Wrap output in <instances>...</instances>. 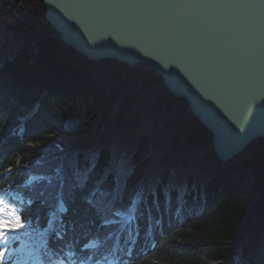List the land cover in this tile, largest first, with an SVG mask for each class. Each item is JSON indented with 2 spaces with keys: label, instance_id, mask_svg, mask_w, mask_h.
Returning a JSON list of instances; mask_svg holds the SVG:
<instances>
[{
  "label": "trees",
  "instance_id": "1",
  "mask_svg": "<svg viewBox=\"0 0 264 264\" xmlns=\"http://www.w3.org/2000/svg\"><path fill=\"white\" fill-rule=\"evenodd\" d=\"M12 1L0 0V191L31 198L20 209L31 230L54 218L45 245L46 255L56 254L53 264L70 255L97 260L103 250L113 256L115 248L125 264H264V210L255 215L264 171L253 170L254 188L218 184L217 172L207 176L221 166L206 143L210 132L185 99L175 98L149 69L90 61L65 46L49 34L41 0H26L29 30L13 27L2 19L15 14ZM109 62L118 69L107 71ZM157 113L170 135L165 146L154 126ZM56 135L89 145L70 150ZM255 142L230 161L233 168L248 170L264 160V138ZM117 157L126 164L113 172ZM77 160L81 169L94 170L69 179ZM60 201L64 209L57 208ZM129 212L125 221H109ZM135 226L139 235L128 254L125 235ZM141 230L149 232L146 240ZM91 243L94 249L86 247Z\"/></svg>",
  "mask_w": 264,
  "mask_h": 264
},
{
  "label": "water",
  "instance_id": "2",
  "mask_svg": "<svg viewBox=\"0 0 264 264\" xmlns=\"http://www.w3.org/2000/svg\"><path fill=\"white\" fill-rule=\"evenodd\" d=\"M88 59L154 68L229 160L264 138V0H41Z\"/></svg>",
  "mask_w": 264,
  "mask_h": 264
},
{
  "label": "bare ground",
  "instance_id": "3",
  "mask_svg": "<svg viewBox=\"0 0 264 264\" xmlns=\"http://www.w3.org/2000/svg\"><path fill=\"white\" fill-rule=\"evenodd\" d=\"M45 21H46V19H45ZM47 22V21H46ZM52 27V26H51ZM49 34H53L54 36H56L59 40H60V38H59V35H58V33L55 31V29L52 27V30L49 32ZM61 41V40H60ZM62 42V41H61ZM64 44V43H63ZM66 46V45H65ZM76 53H77V51L76 50H74ZM79 54V53H78ZM82 56V55H81ZM83 58H85V59H87V60H90V59H88L86 56H82ZM95 59H92V60H90V61H94ZM98 60H106V61H114V62H116L118 65L119 64H123V65H127V66H129V67H131V68H134V67H141V68H144V69H149V70H151V71H153L157 76H158V78L161 80V82H162V84L164 85V83H163V78H162V76L159 74V73H157V71L154 69V68H152V67H150V66H147V65H145V64H138V65H134V66H131V65H129V64H127V63H125V62H122V61H119V60H117L116 58L114 59V58H108V57H105V58H102V59H98ZM138 78L139 77H136V78H133L132 80H131V82H136L137 80H138ZM130 81V80H129ZM165 86V85H164ZM166 88H167V91H169L173 96H175V98H183V99H185L183 96H176L174 93H172L171 91H170V89L167 87V86H165ZM103 89H105V88H103ZM108 90L106 89L104 92L106 93ZM103 92V93H104ZM127 94L125 93L124 94V97L126 96ZM186 100V99H185ZM187 102V101H186ZM188 105V104H187ZM190 108V107H189ZM191 110V109H190ZM117 113H119V109L118 108H116V110H115ZM116 112H115V114H116ZM157 112H159V111H157ZM192 112V111H191ZM114 114V115H115ZM192 114L194 115V113L192 112ZM162 117H163V115L161 114V113H157L156 114V117H154L153 119H158V122H160L159 123V125H157V124H154V126L156 127V129L158 130V132H160V134H161V137H162V140H161V144L162 145H166V143H165V141H164V139L167 137H169L170 138V135H169V133H166L167 131L166 130H164L163 128H165V126H166V123H163L164 121H162L163 119H162ZM194 117L198 120V122L200 123V127L201 128H203V130H205V131H207L208 129H207V127L206 126H204L202 123H201V121H200V119L199 118H197L195 115H194ZM143 119H145V121L147 122V124H149V123H155V121H152L151 119H146L145 117H143ZM116 120H118V119H116ZM57 136V135H56ZM206 140H208V137H207V139ZM258 140V139H257ZM256 141V140H255ZM255 141H253V142H251L250 144H247V146L246 147H244L243 148V150L242 151H240L239 153H237V154H235L234 156H233V158L232 159H234V158H239V157H241V156H243L245 153H249L250 151H251V149H252V145H254L256 142ZM207 142H210V146L208 147L209 149H212V152L214 153V155H215V157L217 158V160L220 162L218 165H221L220 167H213L212 169H210V171L211 172H209V173H207V176H209V175H211V173L212 174H217L216 176H217V179H216V182L218 183V184H220V185H224V184H226V183H229V184H226L227 185V188L228 189H230V185L232 184V182H234V181H236L238 184H244L243 186H244V188H254L255 186H256V179H257V177H256V174L254 175L253 174V170L255 169V168H257V169H260L262 172L264 171V160H260V161H258L257 162V164H255V165H257L256 167H252V166H250V165H246V166H248L247 168H248V170H244V169H239V168H237V169H235V168H233L232 167V165H231V160L229 159V160H222V159H220L219 158V156L216 154V152H215V149H214V146H213V135L211 134V132H210V136H209V140L208 141H206V143ZM211 147V148H210ZM245 158V161L247 162V163H250L251 161H250V159L249 158H247V157H244ZM251 165H252V163H251ZM223 167V168H222ZM225 167L226 168H233V171H231L232 173H230V174H228V173H225V172H223V171H221V168L222 169H225ZM202 172V171H201ZM217 172V173H216ZM235 172H240L239 173V175H234V173ZM235 182V183H236ZM226 188V187H225ZM227 189V190H228ZM258 198H259V203H258V207H257V209H256V212H255V215H256V213H260V212H262V210H264V188H263V190L260 192V193H258ZM142 232H143V230H141L140 231V234L142 235V237H143V239L144 240H146L147 239V236H149V232L147 231V232H143V234H142ZM241 246V245H240Z\"/></svg>",
  "mask_w": 264,
  "mask_h": 264
},
{
  "label": "rangeland",
  "instance_id": "4",
  "mask_svg": "<svg viewBox=\"0 0 264 264\" xmlns=\"http://www.w3.org/2000/svg\"><path fill=\"white\" fill-rule=\"evenodd\" d=\"M9 1H11V0H9ZM26 2H27L26 0H14V1H12L11 4L13 6L15 4L14 7L12 6V8H15V11L13 10L15 12V14L9 13L8 16L3 17L2 19L3 20H6L7 19V21L12 22L13 27H19L20 28L21 25H24V28L27 26L26 28H27V30H29V28H30V26H31L32 23H30L31 20L29 18H28V22H27V20H26L27 17H25V14L26 15L27 14L29 15L28 10L30 9L28 3H26ZM41 11H42V9H41ZM37 14H41V12L38 11ZM32 32L31 33L34 34V30ZM38 34H41V33H38ZM19 43H20V41H19ZM14 47H12V48H14ZM12 48L9 49V50L11 51ZM107 66H108L107 67V71L108 70L118 69L116 66L112 65L110 62L107 63ZM99 73L100 72L97 71V77H98L97 79L98 80L100 79L99 76H101ZM123 97H124V95H122L121 99ZM121 99L119 100V102L116 105L117 106L116 108H118V109L120 107V101H121ZM114 129H116V120H114V126H113V128H110L109 129V133L114 132ZM56 138H57V140L59 142L65 144V145L71 146V148H73V149H70L69 148L70 150H74L76 148L77 149H83L81 147H83L86 144V142H84V140H79L78 138H75V137H72V136L57 135ZM102 140H98V141H102ZM164 141L167 144L168 143V138L166 137L164 139ZM59 145H60V143H59ZM86 145H89V144H86ZM16 217H17V213H16V207H15L14 204H12V203L3 204V203L0 202V220H9V221L15 222ZM119 217L120 218L123 217V214L120 215V216H118V218H115L111 222H117L119 220Z\"/></svg>",
  "mask_w": 264,
  "mask_h": 264
},
{
  "label": "snow or ice",
  "instance_id": "5",
  "mask_svg": "<svg viewBox=\"0 0 264 264\" xmlns=\"http://www.w3.org/2000/svg\"><path fill=\"white\" fill-rule=\"evenodd\" d=\"M126 164V161H124L122 158H115L113 160L112 169L111 171L117 172L122 166ZM94 165H90L87 169H81L79 165V161L77 160L76 163L69 165V179L72 178H79L81 175H85L86 173H90L94 170ZM77 186H80L79 184ZM143 189L139 190L137 193V196L142 195ZM153 197H155V193H152ZM133 204H135V201H133ZM119 215L120 213H116ZM24 227L23 222L21 221L20 217H16L15 222L9 221V220H0V261H3L5 259L7 248L4 247V244L6 243V237L8 233H14L19 231ZM81 264H84L82 261ZM97 264H100L98 261Z\"/></svg>",
  "mask_w": 264,
  "mask_h": 264
}]
</instances>
